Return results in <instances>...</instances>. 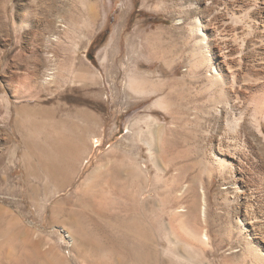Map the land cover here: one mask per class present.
Segmentation results:
<instances>
[{
  "label": "rangeland",
  "instance_id": "rangeland-1",
  "mask_svg": "<svg viewBox=\"0 0 264 264\" xmlns=\"http://www.w3.org/2000/svg\"><path fill=\"white\" fill-rule=\"evenodd\" d=\"M263 255L264 0H0V264Z\"/></svg>",
  "mask_w": 264,
  "mask_h": 264
},
{
  "label": "bare ground",
  "instance_id": "bare-ground-1",
  "mask_svg": "<svg viewBox=\"0 0 264 264\" xmlns=\"http://www.w3.org/2000/svg\"><path fill=\"white\" fill-rule=\"evenodd\" d=\"M61 36V35H60ZM56 39V38H55ZM50 42V41H49ZM49 46V45H48ZM41 50V49H40ZM51 66V65H50ZM51 69V68H50ZM49 69V70H50ZM214 71H216L217 72V70L216 69H214ZM55 75V74H54ZM54 75L52 74V73H48L47 74V76H46V78H45V81L44 82H48V83H50L49 81H52V79L54 78ZM36 82V81H35ZM53 82V81H52ZM55 82V81H54ZM42 83V82H41ZM35 85V84H34ZM214 156V155H213ZM214 157H216L217 159H219L220 161L222 160L218 155L216 156H214ZM223 163V162H222ZM220 164V163H219ZM132 182L133 183H135L136 184V186L139 188V185H140V183H141V178H140V176L139 175H137V172L136 171H134L133 173H132ZM188 189H189V185H187L186 184V186H183L182 187V189H181V191L179 192L180 194L179 195H181V196H183V194L185 193V192H187L188 191ZM201 192L203 193V196H202V205H201V216H202V218L203 219H205V217H206V214H207V203H206V197H205V193H204V191H203V188L201 189ZM137 194V193H136ZM135 194V195H136ZM187 211V210H186ZM252 219L253 218H249V219H247V218H245L244 220H241L240 219V223L239 224H241V227L239 228L238 226H236V227H238V231L237 232H239V236H240V238H243L242 240H243V242L245 241V243H248V244H250V240H249V238H248V236L246 237V235L244 234V232H245V230L247 231V230H249L250 228H249V224H251L252 223ZM237 228H235V229H233V232H234V230H236ZM206 230V229H205ZM236 232V231H235ZM234 232V233H235ZM236 232V233H237ZM209 234V233H208ZM208 234H207V232L206 231H204V232H202V234H201V236H199V241L202 243V245L203 246H208L209 245V240H210V238H209V236H208ZM238 236V237H239ZM196 237H197V235H196ZM171 243H172V240L170 239L169 240ZM153 242V241H152ZM144 244V243H143ZM141 245V248H144L145 247V244L144 245ZM97 245V244H96ZM251 246V245H250ZM157 247V246H156ZM177 249V248H176ZM6 252V251H5ZM261 252V251H260ZM257 253H259V252H257ZM262 253V252H261ZM255 254V253H254ZM13 255V254H12ZM140 255H142V254H139V256ZM255 257H256V254H255ZM263 257H264V255H263ZM15 260V259H14ZM34 260V259H33ZM32 259H28V263L29 264H38V262H35V261H33Z\"/></svg>",
  "mask_w": 264,
  "mask_h": 264
}]
</instances>
